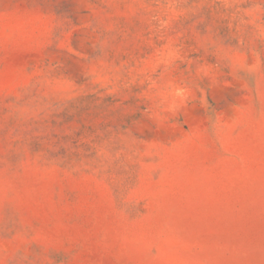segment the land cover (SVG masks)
Here are the masks:
<instances>
[{
    "label": "rangeland",
    "instance_id": "1",
    "mask_svg": "<svg viewBox=\"0 0 264 264\" xmlns=\"http://www.w3.org/2000/svg\"><path fill=\"white\" fill-rule=\"evenodd\" d=\"M0 264H264V0H0Z\"/></svg>",
    "mask_w": 264,
    "mask_h": 264
}]
</instances>
